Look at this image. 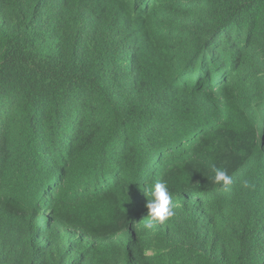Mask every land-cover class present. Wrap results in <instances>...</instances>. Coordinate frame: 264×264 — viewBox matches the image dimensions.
I'll use <instances>...</instances> for the list:
<instances>
[{
  "label": "trees",
  "instance_id": "obj_1",
  "mask_svg": "<svg viewBox=\"0 0 264 264\" xmlns=\"http://www.w3.org/2000/svg\"><path fill=\"white\" fill-rule=\"evenodd\" d=\"M0 264H264V0H0Z\"/></svg>",
  "mask_w": 264,
  "mask_h": 264
},
{
  "label": "clouds",
  "instance_id": "obj_2",
  "mask_svg": "<svg viewBox=\"0 0 264 264\" xmlns=\"http://www.w3.org/2000/svg\"><path fill=\"white\" fill-rule=\"evenodd\" d=\"M212 173L211 180L219 185L222 190L229 191L234 183L233 177L229 175L228 170L223 167H217L215 164L209 165ZM244 189L252 190L255 185L248 179L241 181ZM143 194L147 197V217L146 228H152L153 222L164 224L175 215L173 195L169 191L166 181H156L143 188Z\"/></svg>",
  "mask_w": 264,
  "mask_h": 264
}]
</instances>
